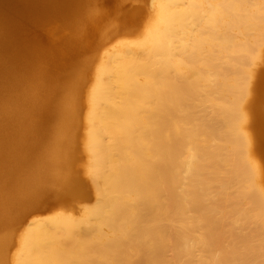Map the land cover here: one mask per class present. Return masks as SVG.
<instances>
[{
  "label": "bare ground",
  "instance_id": "bare-ground-1",
  "mask_svg": "<svg viewBox=\"0 0 264 264\" xmlns=\"http://www.w3.org/2000/svg\"><path fill=\"white\" fill-rule=\"evenodd\" d=\"M150 4L0 0V264H264V0Z\"/></svg>",
  "mask_w": 264,
  "mask_h": 264
},
{
  "label": "rangeland",
  "instance_id": "rangeland-1",
  "mask_svg": "<svg viewBox=\"0 0 264 264\" xmlns=\"http://www.w3.org/2000/svg\"><path fill=\"white\" fill-rule=\"evenodd\" d=\"M92 5L95 9V12L97 15L101 16V21L99 28L96 32L93 31V29L90 32V36L96 40V37L99 36V34H105L108 35L107 37V45L109 44H115L117 42V37L123 30L127 29H140L143 20L141 22L139 21L137 24L134 23L133 17H131L132 11L141 8V7H148V5L151 6V2H154L155 0H91ZM123 19L129 23L124 24ZM41 25H31L30 27H26V37L27 36H38L37 43L38 45L46 48L48 44L44 41V35L46 32H44L47 27H40ZM110 26L116 27V30H110ZM64 33L66 31H63ZM104 46V47H105ZM104 47H101L99 49H96L95 46L91 49L84 51L81 53L79 58H90L94 55H100L102 52V49ZM53 204V199L49 198L46 200V203L43 204V207ZM41 207V208H43ZM43 213H35L27 215L25 218L22 219L21 222L16 224L13 227L14 235L17 238L21 232H23L27 227L31 225V223L35 220V218L38 215H42ZM15 238V239H16ZM15 246L10 249V254L14 251Z\"/></svg>",
  "mask_w": 264,
  "mask_h": 264
}]
</instances>
